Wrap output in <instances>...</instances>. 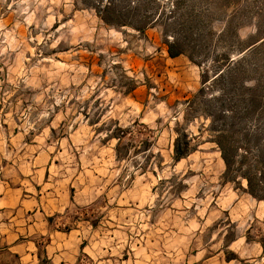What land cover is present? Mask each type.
Wrapping results in <instances>:
<instances>
[{
  "label": "rangeland",
  "instance_id": "374dc122",
  "mask_svg": "<svg viewBox=\"0 0 264 264\" xmlns=\"http://www.w3.org/2000/svg\"><path fill=\"white\" fill-rule=\"evenodd\" d=\"M221 129L264 145V0H0V264H264Z\"/></svg>",
  "mask_w": 264,
  "mask_h": 264
},
{
  "label": "trees",
  "instance_id": "16d2710c",
  "mask_svg": "<svg viewBox=\"0 0 264 264\" xmlns=\"http://www.w3.org/2000/svg\"><path fill=\"white\" fill-rule=\"evenodd\" d=\"M102 19L108 24L120 26L116 23H112L104 16ZM139 30L143 31L144 29L141 28ZM181 53L182 51H175L174 47L172 45L170 46L169 54L171 57H176ZM219 114L220 116H226V113L223 111ZM217 132L214 142H216L221 150L223 160L227 167V172H237L238 174H241V176L248 181L249 192L254 197L264 199V145H259L256 150H252L250 147H245L243 148V153H240L241 151L239 148L235 146V141L232 138L233 135L231 132H227L224 129ZM249 134L250 136L253 135L250 131L248 132V135ZM255 135H257V140L259 141L260 135L258 131ZM189 145V135L186 133L179 134L174 147V159L176 161H180L189 156L190 151L185 149V146L188 148Z\"/></svg>",
  "mask_w": 264,
  "mask_h": 264
}]
</instances>
